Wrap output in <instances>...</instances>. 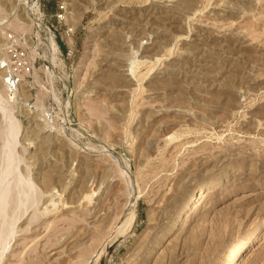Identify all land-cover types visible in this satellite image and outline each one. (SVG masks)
I'll list each match as a JSON object with an SVG mask.
<instances>
[{
    "label": "rangeland",
    "instance_id": "rangeland-1",
    "mask_svg": "<svg viewBox=\"0 0 264 264\" xmlns=\"http://www.w3.org/2000/svg\"><path fill=\"white\" fill-rule=\"evenodd\" d=\"M0 104V264H222L264 222V0H0Z\"/></svg>",
    "mask_w": 264,
    "mask_h": 264
},
{
    "label": "bare ground",
    "instance_id": "bare-ground-1",
    "mask_svg": "<svg viewBox=\"0 0 264 264\" xmlns=\"http://www.w3.org/2000/svg\"><path fill=\"white\" fill-rule=\"evenodd\" d=\"M2 104V103H1ZM0 104V105H1ZM2 106V105H1ZM2 109H3V106L1 107ZM5 110V109H4ZM4 110H3V113H4ZM6 112V111H5ZM9 119V118H8ZM10 133L11 134H9V135H11L10 137H8V138H11L12 137V134L14 133V131L12 132V131H10ZM7 138V137H6ZM13 138V137H12ZM15 138V137H14ZM6 140H8V139H6ZM13 140V139H12ZM11 141V140H10ZM7 141H5V143H6ZM13 142V141H12ZM11 142V143H12ZM16 142V141H15ZM10 143V144H11ZM6 144H9V143H6ZM9 144V145H10ZM12 146L14 145V142L11 144ZM4 146H5V144H4ZM8 146V145H7ZM5 148V147H4ZM8 148V147H7ZM14 149V148H13ZM6 150V149H5ZM9 151H13V150H9ZM10 152V153H11ZM6 154H8V151H6L5 152ZM4 153V154H5ZM8 154V155H13L12 153L11 154ZM5 154V155H6ZM7 156V155H6ZM5 156V160H6V157ZM11 158H12V156H10ZM11 158H10V160H11ZM13 160H14V158H13ZM6 162V161H5ZM21 162V161H20ZM6 163H8V165H9V160H8V162H6ZM5 163V166L7 165ZM10 163H12V161L10 162ZM14 163H15V160H14ZM13 163V168H14V166H15V164ZM18 164V163H17ZM7 165V166H8ZM17 166V165H16ZM10 167V166H9ZM3 169V168H2ZM4 169H6V167L4 168ZM3 169V170H4ZM11 169H12V166H11ZM10 169L8 168V170H6L7 171V173H5L4 172V174L6 175V177L7 176H10V178H11V174L13 173V171L11 172V174L10 175H8V173H10V172H8ZM13 170V169H12ZM2 172V171H1ZM2 175V174H1ZM12 177H14V176H12ZM7 178H9V177H7ZM0 179H2V178H0ZM3 179H4V177H3ZM11 179H13V178H11ZM11 179H9V182H12V181H10ZM3 180H1L0 181V183L2 182ZM5 181V180H4ZM13 181H15V179L13 180ZM6 182H8V180L6 181ZM6 182H2V183H4V185H5V183ZM16 183H14V185L15 186H13L12 185V187H10L9 186V183H8V186H4L3 185V187H5V189L4 190H1V191H4V193H5V190H6V187L8 188V187H10V189L8 188V191H6V194H5V197H3L4 199H2L1 200V198L2 197H0V201H2V203H0V222H1V219H3V220H5L6 219V216H7V212H8V208H10V205L12 206L13 205V208L15 209L14 211L16 212V210H18L19 208H20V206H23L25 203H26V200H27V198H28V196H29V187L27 188L25 185H24V183L23 182H21V181H15ZM7 184V183H6ZM2 185V184H1ZM1 185H0V189L2 188L1 187ZM11 185V184H10ZM197 190V189H196ZM211 191V190H210ZM212 192V191H211ZM211 192H209V185L208 186H203V187H201V188H199L195 193H194V195H192V196H190L189 197V199L186 201V203H185V205L183 206V208L181 209V211H180V213L178 214V216H177V218H176V220H175V222H174V226L172 227V231L170 232V234H173L175 231H177V230H180L181 228H183L184 226V224H185V222H186V219H188L189 217H190V215L199 207V205L200 204H203L205 201H206V199L209 197V195L211 194ZM33 194V192H30V194ZM2 195V194H1ZM4 195V194H3ZM28 203H29V201H28ZM31 204H33V202L31 203ZM14 213V212H13ZM21 212H19V214H20ZM129 216V215H128ZM20 217V216H19ZM17 218H18V216H17ZM17 218H15V219H17ZM133 219H134V217L132 216V217H130V218H127L126 217V221H124L125 223H124V227L121 229V231L122 230H124V229H126V228H128V227H130L131 225H132V223H133ZM10 220V219H9ZM12 220V219H11ZM118 221V220H117ZM9 222V221H8ZM11 222V221H10ZM9 222V223H10ZM1 224H2V222H1ZM5 227H3L2 229L3 230H5V232H6V229H4ZM264 229V222H262V223H259L256 227H255V230L252 232V233H250L247 237H245V238H242V239H240V240H238V241H236L230 248H229V250L230 251H228V255H226V258H224L223 259V263L222 264H237L238 262H239V260L241 259V257L243 256V254L245 253V252H247L248 250H250L251 248H253V246L255 245V243L257 242V240L261 237V232H262V230ZM4 232V233H5ZM8 232V231H7ZM3 233V231H1V233H0V236H1V234ZM259 234V235H258ZM3 235V234H2ZM4 236V235H3ZM8 236V235H7ZM0 239H2L1 240V243H2V245L3 246H5L6 244L4 243V239H3V237L1 236L0 237Z\"/></svg>",
    "mask_w": 264,
    "mask_h": 264
}]
</instances>
